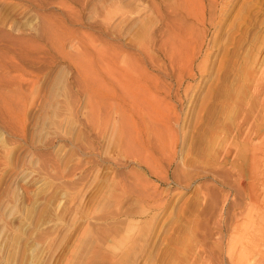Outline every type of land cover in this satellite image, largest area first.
Wrapping results in <instances>:
<instances>
[{"label":"rangeland","instance_id":"1","mask_svg":"<svg viewBox=\"0 0 264 264\" xmlns=\"http://www.w3.org/2000/svg\"><path fill=\"white\" fill-rule=\"evenodd\" d=\"M263 63L264 0H0V264H264Z\"/></svg>","mask_w":264,"mask_h":264},{"label":"bare ground","instance_id":"2","mask_svg":"<svg viewBox=\"0 0 264 264\" xmlns=\"http://www.w3.org/2000/svg\"><path fill=\"white\" fill-rule=\"evenodd\" d=\"M263 59V58H262ZM259 61V60H258ZM257 60H256V62H258ZM262 62V61H261ZM260 63V62H259ZM261 64V63H260ZM264 64V63H263ZM262 64V65H263ZM261 67V66H260ZM231 71V70H230ZM263 71H264V69H263ZM237 72V71H236ZM230 73V72H229ZM247 73V72H246ZM237 74H239V72L237 73ZM244 74V73H243ZM245 75V74H244ZM260 76V75H259ZM233 77H236V76H233ZM245 77H248V74H246L245 75ZM261 77H262V74H261ZM238 78V77H237ZM248 78H250V76L248 77ZM248 78H246L247 80H248ZM250 80V79H249ZM248 80V81H249ZM256 80H258V78H256ZM261 80V79H260ZM238 81V80H237ZM247 81V82H248ZM252 81V80H251ZM251 81H249V82H251ZM254 81H255V79H254ZM254 81H253V83H254ZM262 81V80H261ZM264 81V80H263ZM239 82V81H238ZM241 82V81H240ZM239 82V83H240ZM246 84H247V87H250V85H252V84H250L249 85V83H247L246 81H244ZM256 82V81H255ZM260 82V81H259ZM233 83V82H232ZM258 83V82H257ZM255 84V86L253 87L254 89H253V92H252V94H251V92H250V95H251V98H247V100H249L248 101V103L247 104H244L245 105V107H244V109H243V112H241V114H243V120H241V122L242 123H244V122H246V121H248L249 120V117H252V116H250V113H252L253 112V107H254V104H258L259 106H260V104L261 105H264V98H263V96L260 98L259 96L260 95H262V94H260V92H261V90H260V88H261V84L259 83V84ZM261 83H263V82H261ZM245 84V85H246ZM236 85V84H235ZM249 85V86H248ZM261 85V86H260ZM239 86V85H238ZM244 88H246V86L244 87ZM234 89H236V88H234ZM233 89V90H234ZM240 89V88H239ZM247 89V88H246ZM262 89V88H261ZM125 90L127 91V89L125 88ZM237 90V89H236ZM263 90V89H262ZM245 91L246 90H244V95H245ZM264 91V90H263ZM125 92V91H124ZM228 92V91H227ZM229 93H231V92H229ZM246 93L247 94H249L248 93V91H246ZM262 93V92H261ZM236 94H238V93H236ZM263 94H264V92H263ZM230 95H232V94H230ZM243 95V94H242ZM248 96V95H247ZM246 96V97H247ZM225 97H226V99H230V100H232L233 102H234V104H236L237 105V107L238 108H240V106L241 105H243V103L242 102H240V101H238V100H240L241 99V97L239 96V95H236L235 97L232 95V96H229V95H227L226 93H225ZM244 98V97H243ZM242 98V99H243ZM210 99V98H209ZM257 99H260V102H257ZM228 101V100H227ZM225 102V101H224ZM233 102H231V104H233ZM227 103H230V102H227ZM231 104H228V105H230V107H231ZM243 105V106H244ZM225 106V105H224ZM226 106H227V104H226ZM257 106V105H256ZM229 107V106H228ZM227 107V108H228ZM229 107V108H230ZM234 108V107H233ZM232 108V109H233ZM255 108H257V107H255ZM261 109V108H260ZM224 110H226V108L224 109ZM257 110V109H256ZM255 110V111H256ZM260 111V110H259ZM257 112V111H256ZM259 113V112H258ZM263 113V112H262ZM240 114V115H241ZM260 114V113H259ZM264 114V113H263ZM236 115H238L237 113H236ZM253 115H255V114H253ZM242 116V115H241ZM257 116V115H256ZM261 116H263V115H261ZM260 116V117H261ZM255 117V116H254ZM253 120V119H252ZM260 120V119H259ZM250 121V120H249ZM244 124H242L241 125V127L243 126ZM246 125V124H245ZM240 127V126H239ZM240 127V128H241ZM247 127H249V124H247ZM238 128V127H237ZM239 128V129H240ZM251 128V127H250ZM254 128V127H253ZM252 128V129H253ZM252 129H250V132H253V130ZM252 130V131H251ZM259 130V129H258ZM237 131V130H236ZM241 131H242V129H241ZM240 131V132H241ZM247 131V130H246ZM238 132V131H237ZM244 132V131H243ZM249 133V132H248ZM254 133V132H253ZM123 134H125V133H123ZM127 134V133H126ZM243 134V133H242ZM245 134V133H244ZM131 135H132V132H131ZM131 135H128V136H130V138L132 139V136ZM247 135V134H246ZM251 135V134H250ZM227 136V135H226ZM244 136V135H243ZM242 136V137H243ZM252 136V135H251ZM256 136V135H255ZM241 137V136H240ZM249 137V136H248ZM254 138V137H253ZM127 139V138H126ZM135 139V138H134ZM213 139V138H212ZM232 139V142L233 143H230L228 146H227V148H229L230 147V145L232 144H234L235 145V141L237 140V139H239V136L238 135H235V136H233V138H231ZM229 140V139H228ZM227 140V138H225V139H223V141L225 142V141H228ZM131 141V140H130ZM251 141V139L249 140V142ZM253 141V140H252ZM256 141H259V140H256ZM253 143V142H252ZM227 144V143H226ZM231 145V146H232ZM242 145V144H241ZM128 147V146H127ZM136 147V146H135ZM134 146H131V148H129L130 150H127V154H128V156L130 155V153H134L135 154V152H136V154L135 155H137V156H135L134 154H132V155H134L133 157H134V159L136 158V157H138L137 158V160H139V161H141V160H145V158L144 157H141V154H139V148H135ZM240 147V146H239ZM141 149V148H140ZM247 149V150H246ZM240 151L246 156V158H248V163L250 164H252V165H250V168L248 169V174L247 175H249V176H253L254 174H257V172H258V174H260L259 173V170H258V168H256V166L254 167V164H255V161H257L258 159H260V158H262V159H264V138L261 140L260 139V142L259 143H257V144H251L249 147H247V148H242V149H240ZM128 152H130V153H128ZM138 153V154H137ZM125 154H126V152H125ZM126 154V155H127ZM142 156H143V154H142ZM130 157V156H129ZM240 161V160H239ZM145 162H146V160H145ZM148 162V161H147ZM261 162V161H260ZM142 163H144V161H142ZM254 163V164H253ZM145 164V163H144ZM152 165V164H151ZM151 168H149V170H150ZM152 170H154V169H152ZM156 170V169H155ZM262 170V169H261ZM263 172H264V170H263ZM263 174V173H262ZM124 187V186H123ZM126 187V186H125ZM246 187V186H245ZM244 185H243V190H244ZM134 188V187H133ZM132 188V189H133ZM137 191V190H136ZM141 191H143V190H141ZM144 192V191H143ZM142 192V193H143ZM136 194H137V192H136ZM140 194V193H139ZM138 194V195H139ZM146 194H147V192H146ZM246 194V193H245ZM141 195V194H140ZM142 195H144V194H142ZM153 196V195H152ZM253 204V203H252ZM254 205V204H253ZM254 226V225H253Z\"/></svg>","mask_w":264,"mask_h":264}]
</instances>
